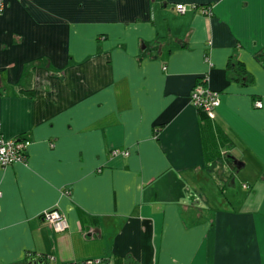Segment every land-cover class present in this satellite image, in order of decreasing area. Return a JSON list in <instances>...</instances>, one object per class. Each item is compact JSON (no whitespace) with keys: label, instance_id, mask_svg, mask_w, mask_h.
<instances>
[{"label":"crops","instance_id":"0c3cea01","mask_svg":"<svg viewBox=\"0 0 264 264\" xmlns=\"http://www.w3.org/2000/svg\"><path fill=\"white\" fill-rule=\"evenodd\" d=\"M3 4L0 264H264V0Z\"/></svg>","mask_w":264,"mask_h":264},{"label":"built area","instance_id":"2783aa9c","mask_svg":"<svg viewBox=\"0 0 264 264\" xmlns=\"http://www.w3.org/2000/svg\"><path fill=\"white\" fill-rule=\"evenodd\" d=\"M3 7V0H0V12L3 10ZM187 8L184 4H176L174 7L177 13H184ZM202 11L208 12L207 9H203ZM206 82V76L198 79L191 91L190 102L194 107L202 109L209 118L213 119L220 105V93L210 89ZM256 106L260 107V102H256ZM29 143L27 139L16 138L4 140L0 137V166H7L16 162H25L26 148ZM112 153L114 155H128L127 151L121 150H113ZM41 216L56 232H63L68 228L66 217L55 208L45 210ZM84 264H102V259H89Z\"/></svg>","mask_w":264,"mask_h":264},{"label":"trees","instance_id":"16d2710c","mask_svg":"<svg viewBox=\"0 0 264 264\" xmlns=\"http://www.w3.org/2000/svg\"><path fill=\"white\" fill-rule=\"evenodd\" d=\"M228 67L232 70L233 75H234V78H236V79H239V78H241L243 75H246V74L243 72L242 68L239 66V64H238L237 62H235V61L229 60V62H228ZM197 81H198V80H197ZM197 110H198V113H199V115H200L201 118H204V119H206V118H207V119H210V118L207 116V114H206L202 109L197 108ZM229 163L231 164L232 168L235 169V167L232 165V163L230 162V160H229ZM102 263H103V262H102Z\"/></svg>","mask_w":264,"mask_h":264},{"label":"water","instance_id":"95a60500","mask_svg":"<svg viewBox=\"0 0 264 264\" xmlns=\"http://www.w3.org/2000/svg\"><path fill=\"white\" fill-rule=\"evenodd\" d=\"M230 159H231L232 165L235 167V172H237L242 166V162H239L232 157H230ZM27 264H46V263L43 260L31 259L28 261Z\"/></svg>","mask_w":264,"mask_h":264},{"label":"rangeland","instance_id":"374dc122","mask_svg":"<svg viewBox=\"0 0 264 264\" xmlns=\"http://www.w3.org/2000/svg\"><path fill=\"white\" fill-rule=\"evenodd\" d=\"M231 170V169H230Z\"/></svg>","mask_w":264,"mask_h":264}]
</instances>
